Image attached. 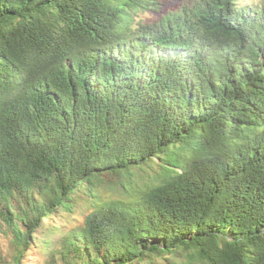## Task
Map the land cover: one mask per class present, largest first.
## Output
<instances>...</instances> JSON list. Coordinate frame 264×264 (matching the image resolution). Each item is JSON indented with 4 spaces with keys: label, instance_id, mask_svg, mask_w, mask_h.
<instances>
[{
    "label": "trees",
    "instance_id": "1",
    "mask_svg": "<svg viewBox=\"0 0 264 264\" xmlns=\"http://www.w3.org/2000/svg\"><path fill=\"white\" fill-rule=\"evenodd\" d=\"M0 0V264H264V0Z\"/></svg>",
    "mask_w": 264,
    "mask_h": 264
},
{
    "label": "rangeland",
    "instance_id": "2",
    "mask_svg": "<svg viewBox=\"0 0 264 264\" xmlns=\"http://www.w3.org/2000/svg\"><path fill=\"white\" fill-rule=\"evenodd\" d=\"M159 12H148L140 11L137 14V20H151L154 17H160V12H167L171 8H175L180 3L189 2L193 0H159ZM0 251L2 253H7V243L0 238ZM22 264H43V257L37 252L36 249H33L27 256L23 259Z\"/></svg>",
    "mask_w": 264,
    "mask_h": 264
}]
</instances>
